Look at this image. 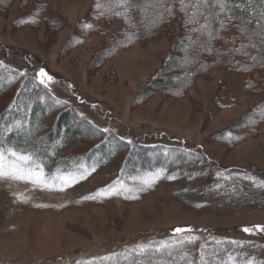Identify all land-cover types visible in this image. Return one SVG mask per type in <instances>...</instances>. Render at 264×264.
Returning a JSON list of instances; mask_svg holds the SVG:
<instances>
[{"label": "rangeland", "instance_id": "rangeland-1", "mask_svg": "<svg viewBox=\"0 0 264 264\" xmlns=\"http://www.w3.org/2000/svg\"><path fill=\"white\" fill-rule=\"evenodd\" d=\"M97 5L99 0L0 2V58L23 64L27 56V67L41 65L62 80L56 89L61 95L142 140L182 139L208 149L218 163L214 176L194 179L159 169L119 181L109 168L55 174L35 168L25 155L0 153V170L23 169L25 177H0V264H71L194 239L235 242L233 257L239 252L244 264H264L258 235L264 231L255 230L264 228V207H226L214 190L229 183L231 173L224 177L220 166H255L264 175L262 60L248 62L239 54L246 63L241 69L221 49L232 46L218 36L220 64L190 82L186 76L179 87L155 89V81L174 76L168 67L176 59L200 53L208 31L198 33L197 47H188L197 33L179 16L155 37L139 40L119 20L100 16ZM201 52L205 60L214 58ZM249 77L257 80L253 87ZM230 131L241 140L228 144L218 136ZM237 175L243 185L250 177ZM252 181L264 186L263 177ZM183 228L193 231L176 233Z\"/></svg>", "mask_w": 264, "mask_h": 264}, {"label": "trees", "instance_id": "trees-1", "mask_svg": "<svg viewBox=\"0 0 264 264\" xmlns=\"http://www.w3.org/2000/svg\"><path fill=\"white\" fill-rule=\"evenodd\" d=\"M99 2L100 16L106 20H119L139 40L155 37L160 30H165L168 23L180 17L186 20L189 29H195L197 33L194 39H189L188 47H197L196 43L201 37L198 33L208 31V36H205L198 48L204 50L206 56L209 55L207 57H210L212 49L217 48V51L211 53L214 58L205 60L202 50L195 54L194 59L179 57L168 67L174 76L155 81V89L171 84L179 87L186 76H190V82L203 68L210 69L213 65L220 64L218 59L221 58V49H224L222 51L225 54L230 53L233 56L231 59L243 70L246 63L236 58L239 54L247 58L248 62L262 60L264 66V19L260 16L264 13V0H228L224 13L219 12L218 6H206L200 10L202 14L196 17L198 23H188L189 17L197 10L194 6L189 7L186 15L181 11L180 0H127V4L124 0ZM196 2L197 0H184L185 4L190 5H195ZM165 8H170L171 12L165 11ZM226 16L231 17L230 23ZM249 20L251 23L244 25ZM221 22L226 27L222 28ZM203 25L207 27L202 28ZM237 26H246L248 31L242 33ZM220 29L222 31L219 33ZM222 34H225L224 38ZM218 36L222 43H228L232 47L219 49L217 46L221 42ZM4 57L7 56L4 54ZM28 60L25 56L21 61L23 64H19L10 57L0 58V153L25 155L35 168L55 174L87 173L92 169L98 171L109 168L119 181H128L137 175L159 169L179 170L184 176L194 179L214 176L213 170L218 163L208 149L193 146L182 139L167 143L146 141L130 130L117 129L90 114L78 104L80 101L75 97L61 95L56 89L62 80L41 65L36 68L27 67ZM252 67V64L248 66ZM41 72L45 75L41 76ZM254 79L248 78V87L257 84ZM41 80L47 82V87ZM258 85L264 91V80ZM261 111L260 115L264 113V104ZM75 125L76 128L73 127ZM218 136L228 144L241 140L238 134L231 131ZM219 169L224 172V177H228V172L231 173L229 183L214 186L216 197L224 206L240 209L264 207V186L252 181L258 177L264 178V175L255 166H220ZM237 173L250 176L246 184L239 183ZM183 229L185 231L182 233L193 231L192 228ZM255 230L259 231L257 228ZM258 235L264 238L261 233ZM236 246L237 243L232 241L208 239L155 243L140 250L134 248L115 252L116 254L106 258L76 262L72 260L71 264H244L241 262V253L238 252L233 257Z\"/></svg>", "mask_w": 264, "mask_h": 264}, {"label": "snow or ice", "instance_id": "snow-or-ice-1", "mask_svg": "<svg viewBox=\"0 0 264 264\" xmlns=\"http://www.w3.org/2000/svg\"><path fill=\"white\" fill-rule=\"evenodd\" d=\"M124 3L127 4V0H124ZM227 4H228V0H215V2L213 3V0H197L196 4L195 5H190V4H185L184 3V0H180V5H181V11L185 12V14L187 15V12H188V9L189 7H192L194 6L196 8V13H193V15L191 17H189V20H188V23H198V20L196 19L197 15H200L202 14L201 13V9L204 8V7H214V6H218L219 7V10L221 13H224L225 12V9L227 8ZM98 7L100 5H97ZM165 11H168V12H171V9L170 8H165ZM261 16V19H264V13H261L260 14ZM207 19V18H206ZM226 19L229 21V23L231 22V17H227L226 16ZM251 21H245L244 22V25H248L250 24ZM220 26L223 28V27H226V25L221 22ZM91 27V26H89ZM207 25H203L202 28H206ZM239 28V31L242 32V33H245L248 31L247 27L246 26H237ZM262 42H264V40H262ZM255 46V45H253ZM243 47V46H242ZM241 49H236V51H240ZM41 76L45 75L43 72L40 73ZM48 80H51V77H48ZM42 84L45 85V87H47V82L45 80H41L40 81ZM13 155H15V153H13ZM3 157L0 156V159H2ZM19 160L21 161H25L27 160V157H24V156H21L19 157ZM2 167V166H0ZM0 177H9V178H12V179H24V173H23V169H13L12 171H3V170H0ZM34 183L36 181H33ZM94 198V197H93ZM256 228L259 230V231H264V228H261L260 226H256ZM254 229H249V228H245L244 231L245 232H253ZM176 232H183L185 231L184 229H176L175 230Z\"/></svg>", "mask_w": 264, "mask_h": 264}]
</instances>
